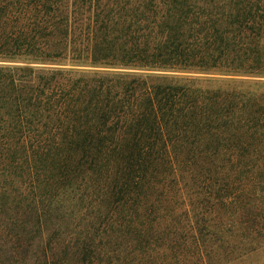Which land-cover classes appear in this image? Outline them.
<instances>
[{
  "label": "trees",
  "instance_id": "obj_1",
  "mask_svg": "<svg viewBox=\"0 0 264 264\" xmlns=\"http://www.w3.org/2000/svg\"><path fill=\"white\" fill-rule=\"evenodd\" d=\"M263 44L264 0H0V264L259 237Z\"/></svg>",
  "mask_w": 264,
  "mask_h": 264
},
{
  "label": "rangeland",
  "instance_id": "obj_2",
  "mask_svg": "<svg viewBox=\"0 0 264 264\" xmlns=\"http://www.w3.org/2000/svg\"><path fill=\"white\" fill-rule=\"evenodd\" d=\"M264 51V44H263ZM236 81L245 82V91L264 98V67L257 77H236ZM262 145V179L264 187V128L261 136ZM262 225L260 236H252V239L242 240L232 236H223V241L219 247H214L213 256L216 258L214 264H264V192L262 194Z\"/></svg>",
  "mask_w": 264,
  "mask_h": 264
}]
</instances>
